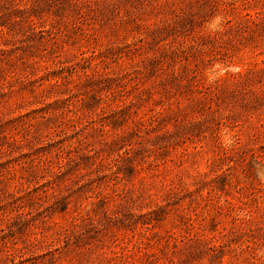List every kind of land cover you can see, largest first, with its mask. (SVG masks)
<instances>
[{
	"label": "rangeland",
	"instance_id": "obj_1",
	"mask_svg": "<svg viewBox=\"0 0 264 264\" xmlns=\"http://www.w3.org/2000/svg\"><path fill=\"white\" fill-rule=\"evenodd\" d=\"M0 264H264V0H0Z\"/></svg>",
	"mask_w": 264,
	"mask_h": 264
}]
</instances>
